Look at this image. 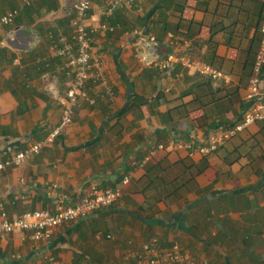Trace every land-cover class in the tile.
<instances>
[{
  "label": "crops",
  "instance_id": "1",
  "mask_svg": "<svg viewBox=\"0 0 264 264\" xmlns=\"http://www.w3.org/2000/svg\"><path fill=\"white\" fill-rule=\"evenodd\" d=\"M74 1L0 0V17L18 10L0 32V159L47 139L63 120L73 75L65 58L51 56L50 34H71ZM107 4L93 0L88 23L98 28L92 52L115 96L91 85L94 104L80 99L73 121L52 142L0 174V201L12 218L75 202L94 182L115 186L127 173L130 181L118 203L61 226L49 243L24 230L0 233V261L48 264L50 253L62 264H133L129 253L157 235L164 246L177 242L212 264L226 252L234 264L241 256L264 264V123L248 125L211 154L195 148L249 106L264 1L144 0L112 14ZM102 23L114 31L100 30ZM22 25L39 35L28 51L5 42ZM188 49L183 55L230 79L214 81L180 63L170 71L148 63ZM172 140L187 144L157 149L145 167L134 164Z\"/></svg>",
  "mask_w": 264,
  "mask_h": 264
},
{
  "label": "built area",
  "instance_id": "2",
  "mask_svg": "<svg viewBox=\"0 0 264 264\" xmlns=\"http://www.w3.org/2000/svg\"><path fill=\"white\" fill-rule=\"evenodd\" d=\"M35 0H24L27 5ZM144 0H108L106 13L112 14L116 10ZM264 1V0H263ZM93 0H75L73 3V19L71 34H50V52L53 57L66 59V67L73 75V81L67 91V101L63 109L61 124L45 140L29 143L26 147L15 150L6 159H0V174L9 166H20L32 158L54 140L60 131L73 121L74 107L80 99L94 104L96 96L90 93L91 85H104L105 93L111 98L115 96L113 86L109 83L104 71L102 61L92 52L94 33L98 28L88 23V15ZM18 14L17 9L10 10L0 17V32L12 25ZM103 31H114V27L107 23L99 26ZM261 38L252 66V73L248 84L249 106L244 110L241 118L232 125L220 126L195 148L204 155L211 154L235 137L241 130L253 123H264V20L261 23ZM154 40V37H150ZM138 55L142 51H138ZM153 68L170 71L176 63L184 68L209 77L214 81L224 79L228 81L230 74L224 70L207 63L192 54L178 57L176 52L148 62ZM187 143L172 140L167 146L163 143L155 145L141 160L135 161L137 167H145L152 160L157 149L173 148L176 145L183 146ZM191 147V145H186ZM130 181V173L115 186H103L94 182L75 202L68 203L58 201L54 209L26 210L21 215L10 218L4 204L0 201V233L8 235L17 230L31 232L34 239L51 242L55 232L63 225L73 223L89 214L111 207L119 202L123 194V186ZM48 264H62L54 255H45ZM133 264H212L208 257H200L182 247L179 243L164 246L159 236L154 235L146 239L143 244L127 256ZM0 264H3L0 261Z\"/></svg>",
  "mask_w": 264,
  "mask_h": 264
},
{
  "label": "water",
  "instance_id": "3",
  "mask_svg": "<svg viewBox=\"0 0 264 264\" xmlns=\"http://www.w3.org/2000/svg\"><path fill=\"white\" fill-rule=\"evenodd\" d=\"M39 39V35L36 31L27 28L25 25L17 26L15 29L11 30L5 37V42L21 51L31 50L34 45L37 43ZM192 52V49H188L185 52L180 53L179 55H183L184 53ZM55 89L54 86H48V90L53 92Z\"/></svg>",
  "mask_w": 264,
  "mask_h": 264
},
{
  "label": "rangeland",
  "instance_id": "4",
  "mask_svg": "<svg viewBox=\"0 0 264 264\" xmlns=\"http://www.w3.org/2000/svg\"><path fill=\"white\" fill-rule=\"evenodd\" d=\"M226 252V251H225ZM220 255V258L222 259V262H221V264H234V260H236V258H234L233 257V255H231V254H229V253H227L226 252V254H224V253H220L219 254ZM222 255V256H221ZM240 258V260H242L241 262H238V264H248V260H244V257H239ZM238 258V259H239ZM247 258V257H246ZM245 258V259H246ZM114 259V258H113ZM121 262V260H119V258H118V261H116V262ZM122 263V262H121ZM121 263H119V264H121ZM100 264H106V263H104V262H102V263H100ZM115 264V263H114Z\"/></svg>",
  "mask_w": 264,
  "mask_h": 264
},
{
  "label": "trees",
  "instance_id": "5",
  "mask_svg": "<svg viewBox=\"0 0 264 264\" xmlns=\"http://www.w3.org/2000/svg\"><path fill=\"white\" fill-rule=\"evenodd\" d=\"M55 32H57V31H55Z\"/></svg>",
  "mask_w": 264,
  "mask_h": 264
}]
</instances>
